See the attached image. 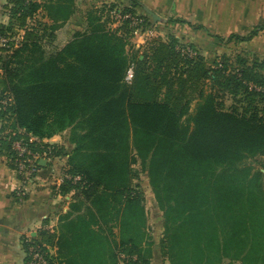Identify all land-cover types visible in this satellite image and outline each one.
<instances>
[{"label": "trees", "instance_id": "trees-1", "mask_svg": "<svg viewBox=\"0 0 264 264\" xmlns=\"http://www.w3.org/2000/svg\"><path fill=\"white\" fill-rule=\"evenodd\" d=\"M75 3L3 5L8 22L0 23V35L24 34L15 47L0 46V121L10 130L0 136V153L15 172V140L55 158L63 146L45 140L68 131L73 148L64 173L79 180L64 178L52 190L71 194L74 210L86 209L68 225L69 241L45 228L24 237L25 261L33 242L59 247L61 264H79L81 256L118 264L117 248L127 264H148L144 173L162 212L161 247L171 264H264V171L252 163L264 157V58L247 46L264 23L246 35L222 36L181 16L163 20L219 46L240 40L253 56L250 63L241 56L234 62L224 53L209 64L193 43L176 36L136 47L129 19L112 27L115 9L143 18V31L162 20L140 0L88 9L59 46L58 31L76 13ZM227 96L232 103L226 106Z\"/></svg>", "mask_w": 264, "mask_h": 264}, {"label": "crops", "instance_id": "crops-1", "mask_svg": "<svg viewBox=\"0 0 264 264\" xmlns=\"http://www.w3.org/2000/svg\"><path fill=\"white\" fill-rule=\"evenodd\" d=\"M140 1L154 9L158 14H160L159 8L162 6L163 10L168 11L167 14L187 19L185 12L180 10L178 4L172 0H169L173 4L171 6L163 3V0ZM104 2L121 4L125 3L126 0H76V13L70 19V22L61 29L66 27L67 30V25L75 19L74 22L76 23L69 25H73L70 32L72 33L74 27L81 25V16H83L82 14L88 5ZM196 8H200V6H196ZM201 8L210 20L212 17L231 16L237 18L239 23H242L235 28L230 27L218 32H212L211 28H214L213 25L206 24L210 27L209 29L212 33L222 36H228L231 33L246 35L254 28V24L264 23V0H202ZM253 17L256 19H253ZM249 18L252 19L249 20ZM247 46L252 52L264 58V32L260 31L247 43ZM46 141L63 146L64 150L52 162H42L41 169H39V172H41L40 179L31 184L29 192L25 193L22 199L17 196V188L21 186L22 182L0 155V264H26V252L22 246V239L28 236H36L42 228H50L51 231L61 237V241L63 240V242L71 240L74 233L70 231L68 225L71 226V223L78 220V214L86 212L85 207H82L80 210L73 209L74 201L71 200V194L58 195L52 190V186L56 183H54L56 176L63 172L62 170L67 164L68 154L73 148L72 143L69 141L68 131L54 135L46 139ZM157 209L158 219L154 220L149 217L147 210L149 240L151 242L149 246L150 251L147 252L148 264H171L161 247V241L164 236L163 216L158 206ZM69 213H72V215L69 218H65ZM85 219L89 220L88 218ZM91 229L97 231V227H92ZM67 248H62L61 252L68 254ZM59 250V247H55L54 249L57 256V264H61L60 261L63 260ZM116 251L118 255L117 263L127 264L125 262L128 260L126 253L121 252L120 248H117ZM80 253L81 250H77L73 254L79 256ZM133 256V258H136L135 255ZM76 258L79 260V264H93L91 261H84L82 256Z\"/></svg>", "mask_w": 264, "mask_h": 264}, {"label": "rangeland", "instance_id": "rangeland-1", "mask_svg": "<svg viewBox=\"0 0 264 264\" xmlns=\"http://www.w3.org/2000/svg\"><path fill=\"white\" fill-rule=\"evenodd\" d=\"M153 1H155V0H153ZM172 1L174 3L178 4V7L180 10L185 12V14L187 16V20L190 21L192 23V26H194L195 28L201 24L202 25L205 24V26H207L206 24L209 23V24L213 25V27H214V28H211V31L212 32H218L219 30H222V29L226 30L227 28H230V27L235 28L238 25L242 24V23L238 22L237 18L231 17V16L212 17L210 20V18L202 11V8H201L202 7V0H172ZM6 2H7V0H0V23H4V22L7 23L8 22V16H7V14L3 8V5ZM75 2H76V0H75ZM163 3H165L166 5H169V6L173 5L171 3V1H169V0H163ZM96 6H103V3H101V4L100 3L99 4L92 3V4L88 5L87 9L83 12V14L88 9H90L92 7H96ZM105 6H107V5H105ZM196 6H200V8H196ZM106 9H107V7H106ZM76 10H77V5H76ZM159 11H160L159 15L162 17V20L158 23H155V25H153V29H147L146 32L144 33V36H139L138 34H136L134 36V39H133V44H135V46H137V44H139L141 46L142 41L146 42V40H151L152 38H157V37H161L162 39L167 40L169 38V36L173 35V36L178 37V39L180 40V42L182 44L188 45L190 43H193L194 47L201 54H203L205 56V58L209 64H212L216 58L223 55L224 53H226L230 57H232L231 60L234 62L236 61L235 59L237 56H241V58L246 59L249 63L251 62L249 60H251V58L253 56L250 52L248 53V51L243 50L242 45L244 46V44L239 42L240 40L234 41L232 39V40H230V44H228V46H219L216 43V41H209L210 39L207 40L205 38V34H203L200 31L197 32L194 30L195 32H197V33H195V32H193V30H191V29L188 30V29L184 28L183 26H177L176 28H174V27L170 28L169 26L166 27L163 20H165L169 16H176V15L167 14L168 11L163 10L162 6L159 8ZM169 11H171V10H169ZM81 17H82V23H83L84 22V15ZM251 19L252 18H249V20H251ZM253 19H256V18L253 17ZM74 20L75 19L72 20V23H69L67 25L68 31L66 30V27L61 29L60 31H58V40H59L58 44H59V46L66 43V41L69 39V37H70L69 35H71L70 32L72 31V26H73V25L72 26H69V25L75 24L76 22H74ZM68 22H70V20ZM251 22H255V21H251ZM255 26H256V24H254V27ZM207 27L210 28L209 26H207ZM209 85H210V82H208V87H207L206 91H209V87H210ZM225 102H226L225 103L226 106L230 105L232 103V99L229 96H227L225 98ZM195 106H196V101H194L192 104V107H191L192 112L195 109ZM9 131L10 130L6 129V127L0 121V136L4 137V135H6V133ZM51 144H54V143H51ZM0 155L2 156L4 162L8 165V162H10V160H8V158L6 156L2 155L1 153H0ZM53 160H54V158H53ZM252 163H253V166L255 169H262V171H264V157L259 158V159H257V161L252 162ZM65 169H66V167L62 171H64ZM40 174H41V172L38 174V179H40L39 178ZM141 174L142 175H141V179L139 180V183L145 192V196H146L145 203H146V208H147L148 213H149V217L152 220L158 219L157 204H156L155 198L153 196L152 189L149 186L148 178H147L146 174H144V173H141ZM18 179L21 180V178L19 176H18ZM38 179H36L33 183L38 181ZM100 233H102V232H100ZM105 251L108 252V250L106 249V245H105V248L102 252H105Z\"/></svg>", "mask_w": 264, "mask_h": 264}, {"label": "built area", "instance_id": "built-area-1", "mask_svg": "<svg viewBox=\"0 0 264 264\" xmlns=\"http://www.w3.org/2000/svg\"><path fill=\"white\" fill-rule=\"evenodd\" d=\"M111 17L113 20V23L111 24L112 27H117L120 25L123 21L129 19L130 27L133 28L132 34L133 38L131 39L133 43L134 36L138 34L139 36H144V33L147 29H153L147 28L146 30H142L141 23L143 22V18H139L138 15L133 16L131 13L128 12H121V10L115 9L111 13ZM24 30L20 29L18 34L16 36L7 38L0 35V46H6L10 48V46H17L19 45L20 41L23 39ZM147 41V40H146ZM13 42V43H10ZM145 44V41L141 42V45ZM140 45L137 44L136 47H139ZM134 76V64H130L128 69L126 70L125 74V81L127 83H130ZM7 100L10 99H4L2 100V103H6ZM46 141V140H45ZM47 142V141H46ZM13 149L16 152V174L21 175V186L17 188V196L19 198H23L25 196V193L29 192V187L33 182L38 179L39 169H41L42 161L45 160L46 162H51L53 158L50 155L51 151H34L30 149L27 144L23 142L21 139H17L13 142ZM41 177V174L39 178ZM64 178H73L74 181L79 180L78 176H71L67 173H60L56 176V179L54 181L55 185L58 187ZM49 229L50 228H45ZM53 232V231H51ZM31 237V236H29ZM31 240H29L30 242ZM54 247L49 246L46 243L43 244H34L33 242L31 245L28 246V252H27V262L26 264H57L55 259V252Z\"/></svg>", "mask_w": 264, "mask_h": 264}, {"label": "water", "instance_id": "water-1", "mask_svg": "<svg viewBox=\"0 0 264 264\" xmlns=\"http://www.w3.org/2000/svg\"><path fill=\"white\" fill-rule=\"evenodd\" d=\"M42 162H46L45 160H43Z\"/></svg>", "mask_w": 264, "mask_h": 264}]
</instances>
